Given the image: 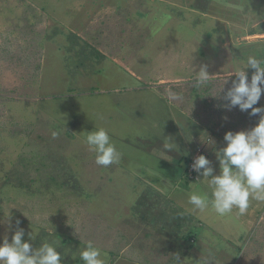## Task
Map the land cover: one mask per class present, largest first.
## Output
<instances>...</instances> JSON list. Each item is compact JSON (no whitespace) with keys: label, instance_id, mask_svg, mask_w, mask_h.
<instances>
[{"label":"rangeland","instance_id":"obj_1","mask_svg":"<svg viewBox=\"0 0 264 264\" xmlns=\"http://www.w3.org/2000/svg\"><path fill=\"white\" fill-rule=\"evenodd\" d=\"M72 5L87 15L72 20ZM70 21L72 52L96 56L68 84V71L47 73ZM249 56L264 61V0H0V245L19 220L22 241L50 244L61 264H85L88 241L105 264H176L175 253L183 264H264V202L243 216L193 211L189 195L212 190L199 173L183 184L179 161L204 153L219 174L225 133L256 126L251 109L222 99ZM202 64L212 78L196 88ZM244 71L250 82L255 70ZM99 128L119 164L97 166L83 142ZM165 137L178 147L166 151Z\"/></svg>","mask_w":264,"mask_h":264},{"label":"clouds","instance_id":"obj_2","mask_svg":"<svg viewBox=\"0 0 264 264\" xmlns=\"http://www.w3.org/2000/svg\"><path fill=\"white\" fill-rule=\"evenodd\" d=\"M262 64L264 61L249 56L244 67L232 73L236 79L232 81V86L222 97L223 100L228 101L224 107L231 110L238 106L241 111L251 109L249 115H258L259 121L249 130L225 133L223 139L226 146L215 151L219 161V174H214L211 161L204 155L194 158L191 167L195 172L190 178L199 173L212 190V199L209 200L206 194L191 193L188 203L192 205L193 211L203 212L211 205L212 211L218 216H226L234 209L237 210V215L243 216L247 213L251 200L264 202V108L254 107L264 92V88L261 87L264 85ZM207 67L204 64L199 67L194 87L200 88L210 83L212 75H209ZM246 68L255 70L250 82L244 71ZM169 95L173 99H182L179 94L170 90ZM84 133L83 142L90 152L95 153L97 166L109 167L120 163L121 153L110 141L104 128ZM51 135L53 139H56L59 133L53 131ZM208 142L215 144L211 138H208ZM163 147L171 151L178 146L172 142L171 137H165ZM19 223L20 221L17 220V228L11 237V242L5 236L3 244L0 245V264H61L60 252L50 244L43 243L38 249H34L32 244L22 241L24 230L18 227ZM8 224L11 227L10 218ZM29 237L31 240L35 238L33 232L29 233ZM173 256L176 264H183L179 253ZM100 257V249L95 247L92 241H88L86 249L80 253V258L85 264H105ZM203 264H208V261H204Z\"/></svg>","mask_w":264,"mask_h":264},{"label":"crops","instance_id":"obj_3","mask_svg":"<svg viewBox=\"0 0 264 264\" xmlns=\"http://www.w3.org/2000/svg\"><path fill=\"white\" fill-rule=\"evenodd\" d=\"M76 8L77 7H74L72 5L71 8L69 10H67L65 15L69 16V18H72V20L75 17V15H79L81 17H85L87 15L88 11L86 12L85 10L76 9ZM79 11H81V12H79ZM68 12H70V14H68ZM72 15H74V16H72ZM71 23H73V21H70V23H68V26H67V30L70 31L71 33L69 35L66 33L63 36L66 39L61 40L59 43V46L55 47L56 48L54 51L55 52L54 53L55 61H54L52 66H51V64H48V66H51V67L54 66V67L50 68L48 73H47L50 77H52L54 79L55 78L54 75H56V74L58 76H59V74L65 75V73L67 74V71H68V74L66 75V77L68 78V81H67L68 84H71L73 82L74 78L77 76V74L79 72L86 71L90 66L93 67V65L95 64L94 59L96 56L95 50L88 52V53H90V55H87V53L85 55L84 52L79 54L77 51L79 50L80 47H77V51L72 52L74 50V44L72 43L73 38L70 36L75 37V36H80V34L78 32H76L75 30H72L71 26H69ZM87 51H90V47L88 48ZM49 62H50V60H49ZM54 70L57 73H55ZM113 71H114V75L108 76L107 74H105V76H108L109 79L114 80L115 79V65L113 66ZM132 78H134V77H132ZM74 89L75 88L73 86L69 87V90H71V91H73ZM91 89H93V88H91ZM94 89L98 90L99 88H94ZM91 94L92 93L87 92L86 94H83L82 96H78V97H76L74 95L73 99L78 100L80 97H83L86 95H91ZM62 96L63 95H61L60 97H62ZM165 262H166V260H165Z\"/></svg>","mask_w":264,"mask_h":264},{"label":"trees","instance_id":"obj_4","mask_svg":"<svg viewBox=\"0 0 264 264\" xmlns=\"http://www.w3.org/2000/svg\"><path fill=\"white\" fill-rule=\"evenodd\" d=\"M67 65V64H66ZM53 71V70H52ZM54 72H55V70H54ZM55 73H57V72H55ZM167 151V150H166ZM186 154H182V156L179 158L180 160V162L182 161V159H183V161L185 162V167H184V172H183V177H185L182 181V183L183 184H187V182H188V178H186V176H187V172H190V171H188V168H189V162L191 161V159H190V156H188L187 155V157H189V159H187V157L185 156ZM162 159H161V158ZM158 156L157 158H159V159H161L162 161H163V157L162 156ZM158 180V178H156V180L155 181H157ZM118 182V181H117ZM117 185H119V184H117ZM133 188V185L132 186H130V187H128V189H130V188ZM132 195V196H131ZM139 195V193H137L136 191H134L133 189L132 190H130V193H128V197L129 196H131V200H135L136 199V197ZM190 235L191 234H189V233H187V234H184L183 236L185 237V238H187V239H190Z\"/></svg>","mask_w":264,"mask_h":264},{"label":"built area","instance_id":"obj_5","mask_svg":"<svg viewBox=\"0 0 264 264\" xmlns=\"http://www.w3.org/2000/svg\"><path fill=\"white\" fill-rule=\"evenodd\" d=\"M198 155H204V153H197L196 156H198ZM194 158H195V157H194ZM194 158H192L191 161L189 162V168H188V170L190 171V172H189V176H190V177L194 176V172H195V171L192 169V167H191L192 163L194 162Z\"/></svg>","mask_w":264,"mask_h":264}]
</instances>
